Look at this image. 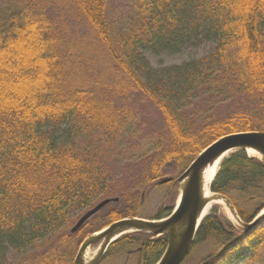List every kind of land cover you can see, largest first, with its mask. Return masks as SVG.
<instances>
[{"label": "trees", "instance_id": "obj_1", "mask_svg": "<svg viewBox=\"0 0 264 264\" xmlns=\"http://www.w3.org/2000/svg\"><path fill=\"white\" fill-rule=\"evenodd\" d=\"M69 1L104 53L109 72L116 68V77H123L113 87L127 91L129 84L139 91L170 130V145L152 160L147 182L160 180L171 163L183 173L226 135L262 130L264 114L257 120L235 114L197 122L186 110L199 100L264 97V0H134L120 31L110 0ZM206 43L215 46L211 54L181 65L156 69L147 58ZM80 51L81 44L60 36L47 0H0V264L35 250L110 196L115 176L93 144H80L110 125L113 87L103 74L86 72ZM211 191L227 197L242 222L251 223L264 209L263 163L243 150L231 154ZM123 199L98 227L89 221L75 234L70 231L62 250L42 254L35 264L65 263L74 259L79 241L117 221L140 218L138 199ZM76 239L67 257L64 250ZM212 241L218 250L209 259L228 251L226 257L243 253V264H264V220L246 232L214 207L191 251ZM166 248L165 236L134 232L118 239L107 256L123 252L137 264H157Z\"/></svg>", "mask_w": 264, "mask_h": 264}, {"label": "rangeland", "instance_id": "obj_2", "mask_svg": "<svg viewBox=\"0 0 264 264\" xmlns=\"http://www.w3.org/2000/svg\"><path fill=\"white\" fill-rule=\"evenodd\" d=\"M47 1L49 13L57 24L60 36L65 41L81 44L84 51H80L81 61L79 62L85 66L86 72L90 75L96 73L103 74L111 88L116 85L115 83L118 80L123 81L121 75L120 78L116 77V68H113L109 72L104 62V53L100 51L101 49L97 45V41L90 29L79 17L70 1ZM133 2L134 0H110V15L113 25L118 31H120L121 27L125 26V22L130 18V9ZM214 48L213 43H206L198 48H188L176 55H148L147 58L152 67L162 69L181 65L190 60L201 59L211 54ZM111 74L114 75V78ZM222 83L226 84L224 80ZM227 85L228 83L226 87ZM126 87L127 91L116 87L111 89V96L108 95L110 104H112L111 114L113 115L110 125L107 128L94 132L95 134L90 138L89 136L82 138L80 148L85 147L84 142L86 145L93 144L95 150L98 151L103 165L115 176L110 196L107 199H119L121 202L123 198L127 201L135 197L139 202L138 214L140 215V219L152 221L161 216L165 219L168 216L169 209L174 210L176 207L180 196L178 182L175 186L169 185L168 182L178 180L186 170L181 173L176 169V165L171 163L164 167V175L160 180L154 183L147 182L146 176L149 173L151 162L158 157L163 149L170 145L171 134L159 109L129 84ZM186 112L197 122H206L207 120L215 122L235 114H242L248 118L257 120L258 115L264 114V97L259 95L255 98L239 96L235 98L231 97V99L229 98L224 102L213 99L205 102L199 100L195 101L194 105L189 107ZM261 127V131H264V119ZM237 151L239 150L232 151L224 157L219 165L218 172L221 169L223 161ZM246 154L251 158L261 159L260 157L251 156L247 152ZM118 202L111 203L89 221L98 227V225L104 222L108 213L114 209V206ZM214 207L218 208V212L222 217L228 219L234 226L242 228V225L230 217L223 204H211L205 215L208 216ZM83 215L75 219L68 229H63L44 242L39 243L35 250L11 258V264H35L42 254L46 252H50L51 254L53 251L60 249L63 246L61 241L64 240ZM243 237L246 238V235H243ZM80 243L79 241L77 246L76 239L70 246L71 248L67 247L64 250L68 257L73 255H69V253L73 252L72 249L74 247L77 246L78 248L74 259L72 256L71 260L67 259L65 263L61 264L75 263L81 246ZM66 244L70 245V242ZM99 248L100 244H94L89 247V261L97 255ZM216 250H218V245L214 241L200 245L191 251L182 264H243L241 263L243 253L226 257L228 251H222L220 253L221 256L209 259V255ZM107 253L100 264H137L136 258L133 255L124 254L123 252H111L107 256Z\"/></svg>", "mask_w": 264, "mask_h": 264}, {"label": "water", "instance_id": "obj_3", "mask_svg": "<svg viewBox=\"0 0 264 264\" xmlns=\"http://www.w3.org/2000/svg\"><path fill=\"white\" fill-rule=\"evenodd\" d=\"M236 150H243L245 152L252 150L258 153L261 156L259 160L264 166V131L238 132L226 135L213 142L197 156L177 180L180 196L170 216L162 220L152 221L140 218H127L117 221L99 232L91 234L82 242L74 264H83V253L94 244H100V248L97 255L89 261V264H100L108 249L118 239L133 232L148 233L156 237L165 236L167 238V248L157 264H182L188 257L198 230L204 218L207 216H201L203 210L202 193L204 171L217 158ZM216 176L217 174L210 183V190ZM118 201L119 199H105L101 201L94 208L84 213L71 229V233L74 234L79 231L89 220L108 205ZM231 204L233 205L232 202ZM263 220L264 209L251 223L246 224L242 222L241 225L248 232L258 226ZM124 227H134L135 229L113 239L115 231Z\"/></svg>", "mask_w": 264, "mask_h": 264}, {"label": "bare ground", "instance_id": "obj_4", "mask_svg": "<svg viewBox=\"0 0 264 264\" xmlns=\"http://www.w3.org/2000/svg\"><path fill=\"white\" fill-rule=\"evenodd\" d=\"M247 153L251 156H256V157L261 158V156L258 153L254 152L252 150H248ZM226 155L227 154H225V155L217 158L216 160H214L211 164H209V166L206 167V169L204 171L203 193H202L203 210L201 212V216H204L207 213L211 204L220 203L226 207L230 217L241 225L242 221L239 218V216L237 215V212L235 211L231 202L227 198H225L224 196L212 193V191L210 190V183L214 179L215 175L217 174L218 169H219V165H220L221 161L224 159V157H226ZM134 229H135L134 227H124L122 229H117L114 233L113 239L114 238L116 239L117 237L121 236L122 234H124L126 232H130ZM82 263L83 264H89L88 250H86L82 255Z\"/></svg>", "mask_w": 264, "mask_h": 264}]
</instances>
